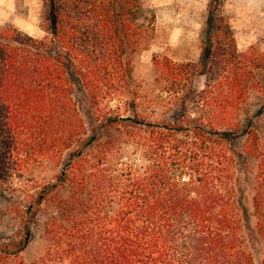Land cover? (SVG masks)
Here are the masks:
<instances>
[{
  "label": "trees",
  "instance_id": "1",
  "mask_svg": "<svg viewBox=\"0 0 264 264\" xmlns=\"http://www.w3.org/2000/svg\"><path fill=\"white\" fill-rule=\"evenodd\" d=\"M222 4L198 63L153 56L148 107L130 60L154 28L143 0H41V38L0 25V197L30 201L0 264H264V105L240 115L264 52L238 50ZM47 166L37 190L13 186ZM42 207L45 251L26 263Z\"/></svg>",
  "mask_w": 264,
  "mask_h": 264
},
{
  "label": "rangeland",
  "instance_id": "2",
  "mask_svg": "<svg viewBox=\"0 0 264 264\" xmlns=\"http://www.w3.org/2000/svg\"><path fill=\"white\" fill-rule=\"evenodd\" d=\"M209 0H143V5L154 15V28L130 55L133 84L139 90L138 101L148 107L164 84L154 69L155 55L170 57L173 61L196 62L201 57V33ZM41 0H0V25L10 24L22 32L41 38L39 12ZM222 10L229 17L239 51L254 47L264 52V0H223ZM204 77L194 79V86L203 87ZM264 105V61L255 70L246 102L240 107L243 119L250 118ZM162 118L161 113H157ZM264 124V116L260 118ZM57 168L47 166L25 172L15 188L24 187L32 192L51 181ZM5 190L12 193L11 186ZM30 201L0 197V245L11 244L24 235L25 208ZM48 212L42 207L35 223L30 226L31 238L22 252L23 261L30 263L44 254L46 243L44 227ZM255 264L259 258L255 255Z\"/></svg>",
  "mask_w": 264,
  "mask_h": 264
}]
</instances>
